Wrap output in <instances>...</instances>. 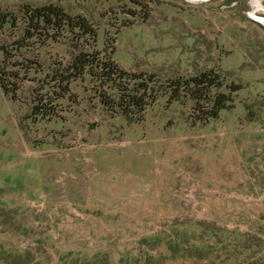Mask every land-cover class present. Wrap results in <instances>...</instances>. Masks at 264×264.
<instances>
[{
    "label": "rangeland",
    "instance_id": "374dc122",
    "mask_svg": "<svg viewBox=\"0 0 264 264\" xmlns=\"http://www.w3.org/2000/svg\"><path fill=\"white\" fill-rule=\"evenodd\" d=\"M140 1L148 16L130 0H0V8L52 3L82 14L98 30L97 47L113 39L112 57L132 71L219 70L242 86L234 106L193 123L190 103L163 96L141 122H129L110 116L89 83L76 81V103L63 101L58 116L34 120L37 82L23 83L20 100L0 87V264H264V0ZM75 52L64 38L33 55L49 71ZM116 186L160 191L166 203L158 213L150 206L137 227L133 215L78 201L79 190ZM203 201L233 202L224 220H214ZM138 231L148 234L138 238ZM216 233L231 243L245 235L246 244L259 233L262 252L230 244L222 253Z\"/></svg>",
    "mask_w": 264,
    "mask_h": 264
},
{
    "label": "trees",
    "instance_id": "16d2710c",
    "mask_svg": "<svg viewBox=\"0 0 264 264\" xmlns=\"http://www.w3.org/2000/svg\"><path fill=\"white\" fill-rule=\"evenodd\" d=\"M130 2L144 9L148 16L145 3ZM0 37V87L10 99L20 100L23 83L37 82L29 101L34 120L58 116L63 111V101L76 103L78 95L72 91L76 81L89 83L91 98L110 116L121 115L129 122H141L146 109L164 96L168 104L190 103L192 122L207 123L217 119L221 111L232 108L234 94L242 88L238 83L226 82L216 69L168 77L126 69L112 57L113 39L105 40L99 49L98 30L84 15H72L52 3L23 4L18 13L0 8ZM64 38L76 52L46 71L41 60L33 55L35 49Z\"/></svg>",
    "mask_w": 264,
    "mask_h": 264
},
{
    "label": "crops",
    "instance_id": "0c3cea01",
    "mask_svg": "<svg viewBox=\"0 0 264 264\" xmlns=\"http://www.w3.org/2000/svg\"><path fill=\"white\" fill-rule=\"evenodd\" d=\"M128 188H123L121 186H116V189L106 191L105 189L99 188L95 189L94 191L87 190V189H82L79 190V196H78V201L80 204L84 206V208L88 207L90 209L96 210V211H104L109 212L112 215L117 213H125L127 216L133 215L137 219L134 218L133 221L135 222H141L138 224L137 227L142 226L143 227V222L144 219L147 216H149V208L150 206L154 207L155 206V211L154 213H158L163 206L165 205L166 201L158 199L160 196V191H154L153 193H150V191H140V192H131V189H129L130 193H125ZM109 192V193H107ZM152 197V198H151ZM216 197V196H214ZM156 198L158 200H156ZM153 199V200H152ZM12 205L16 204L17 201H8ZM233 201H203V204L207 207V215L208 218L216 220V217H219L220 219L224 220L225 218L222 216L224 213L227 214V211H231V203ZM261 201H258L257 203L260 205ZM88 204V205H87ZM229 206V207H227ZM108 210V211H106ZM154 210V209H153ZM206 215V216H207ZM230 215V213H229ZM258 216L261 217L260 214H257ZM255 216V215H254ZM119 219L115 220L117 223ZM127 221H131L127 219ZM216 223L223 224L221 221H215ZM127 226H131V224H128L126 222ZM223 227V226H222ZM126 230V229H125ZM142 230V229H141ZM146 231H138L137 237H142V236H147ZM216 237L218 238L219 242L217 240L213 241V244L217 246L218 244H222V250H220L222 253H227L224 249H227L230 244H233V247L236 249H245V248H251L254 247V252H262V246H261V234L255 233L254 238L256 239L253 244L250 242L248 244L245 243V241L241 242L239 239L245 238L243 235H238L235 237L238 239L237 241H233L232 243L230 242L231 237L227 236H219L217 233L215 234ZM233 237V238H234ZM234 238V239H235ZM120 243H116L115 246L113 247V251L116 253V249L120 248ZM213 249V248H212ZM213 249L211 253H215ZM113 252V253H114ZM227 255H229L227 253ZM260 256V254H258ZM216 263V261H213Z\"/></svg>",
    "mask_w": 264,
    "mask_h": 264
},
{
    "label": "built area",
    "instance_id": "2783aa9c",
    "mask_svg": "<svg viewBox=\"0 0 264 264\" xmlns=\"http://www.w3.org/2000/svg\"><path fill=\"white\" fill-rule=\"evenodd\" d=\"M191 190V189H190ZM196 201V200H195Z\"/></svg>",
    "mask_w": 264,
    "mask_h": 264
}]
</instances>
